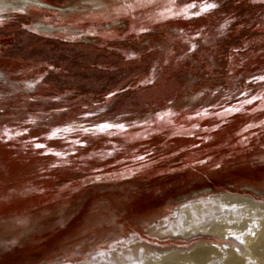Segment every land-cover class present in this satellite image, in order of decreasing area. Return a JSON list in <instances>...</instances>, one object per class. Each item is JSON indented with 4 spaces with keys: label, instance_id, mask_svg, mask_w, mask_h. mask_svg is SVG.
<instances>
[{
    "label": "rangeland",
    "instance_id": "1",
    "mask_svg": "<svg viewBox=\"0 0 264 264\" xmlns=\"http://www.w3.org/2000/svg\"><path fill=\"white\" fill-rule=\"evenodd\" d=\"M3 1L0 264H158L202 242L261 264L264 0ZM109 78L102 101L75 90Z\"/></svg>",
    "mask_w": 264,
    "mask_h": 264
},
{
    "label": "bare ground",
    "instance_id": "2",
    "mask_svg": "<svg viewBox=\"0 0 264 264\" xmlns=\"http://www.w3.org/2000/svg\"><path fill=\"white\" fill-rule=\"evenodd\" d=\"M32 0H18L22 5L30 3ZM8 2H2L0 4H7ZM18 3V4H19ZM6 8V7H5ZM60 9V8H59ZM65 10V9H64ZM62 11V10H61ZM41 27L46 30H52L54 27L48 24H40ZM78 33V32H77ZM206 191L207 188L193 190L192 194H197L201 191ZM209 190V189H208ZM207 190V191H208ZM224 202L229 205H235L236 207H247L249 209L258 208V203L253 198L238 194H231L225 192L221 197ZM219 198V199H221ZM228 206V205H227ZM215 231H227L228 225L226 223L217 222L212 227ZM255 238L250 243L251 254L257 257V261L264 264V231H258L255 234ZM224 257L223 264H259L258 262H249L248 258L242 255L238 248L229 247L228 252H224L219 246L215 244H208L202 242L195 247L187 250H173L163 256L162 261L158 264H213V260L217 257ZM157 264V263H153Z\"/></svg>",
    "mask_w": 264,
    "mask_h": 264
},
{
    "label": "trees",
    "instance_id": "3",
    "mask_svg": "<svg viewBox=\"0 0 264 264\" xmlns=\"http://www.w3.org/2000/svg\"><path fill=\"white\" fill-rule=\"evenodd\" d=\"M14 23V21L13 22H9V23H7L6 25H9V24H13ZM25 24L24 23H20V30H23V27L22 26H24ZM123 57V56H122ZM124 59V58H123ZM112 62H114V61H112ZM102 64V63H101ZM105 64V69H107V70H109L110 68H112V67H117V69H120L121 70V66L122 65H116L115 63H104ZM53 65H55V69H56V71H55V74H60L61 72L62 73H67V74H77V73H79V74H82V75H85L84 74V71L87 69V68H92V67H96V66H98V65H100V63H98V62H95V63H92L91 65H89V64H86V65H81V68H82V70L81 71H71L69 68H67V67H65V68H63V66L62 65H60V64H58V62L57 61H55V63H53ZM115 65V66H114ZM101 66V65H100ZM107 72H109V71H107ZM118 80H116V79H113V78H109V81H108V83L106 84V85H104L102 88H100V89H97V90H89V89H84V88H77V89H75L77 92H82V93H84L85 95H89L90 97H93V98H95V99H98V100H100V101H102V100H104L105 98H106V96L110 93V92H112L113 90H114V88L117 86V82ZM109 83H112L113 84V87H109V88H107L108 87V84ZM59 89H62V88H60L59 87ZM80 92V93H81ZM125 92V91H124Z\"/></svg>",
    "mask_w": 264,
    "mask_h": 264
},
{
    "label": "water",
    "instance_id": "4",
    "mask_svg": "<svg viewBox=\"0 0 264 264\" xmlns=\"http://www.w3.org/2000/svg\"><path fill=\"white\" fill-rule=\"evenodd\" d=\"M3 2H8V1H3ZM2 3V2H1ZM30 3H38V4H42V5H45V6H52V4H49V3H46V2H42L40 0H32ZM21 3H19L18 5H20ZM29 4V3H28ZM3 6H14L13 3H7V4H2ZM24 5V4H23ZM27 5V4H26ZM61 9V8H60ZM63 9V8H62ZM37 29H40V30H43L45 32H53L55 31V28H53L52 30H46L45 28L41 27V26H38L36 27Z\"/></svg>",
    "mask_w": 264,
    "mask_h": 264
}]
</instances>
